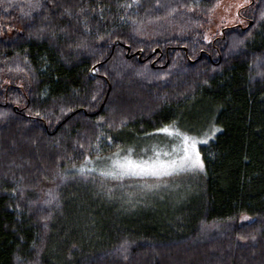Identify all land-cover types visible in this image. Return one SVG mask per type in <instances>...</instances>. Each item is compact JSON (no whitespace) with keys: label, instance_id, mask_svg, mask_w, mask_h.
<instances>
[{"label":"trees","instance_id":"obj_1","mask_svg":"<svg viewBox=\"0 0 264 264\" xmlns=\"http://www.w3.org/2000/svg\"><path fill=\"white\" fill-rule=\"evenodd\" d=\"M217 4L0 0V264H264V0L207 42ZM166 126L202 171L102 175Z\"/></svg>","mask_w":264,"mask_h":264},{"label":"rangeland","instance_id":"obj_2","mask_svg":"<svg viewBox=\"0 0 264 264\" xmlns=\"http://www.w3.org/2000/svg\"><path fill=\"white\" fill-rule=\"evenodd\" d=\"M253 2L254 0H218L217 7L211 17V27L205 36V40L207 42H211L216 37H220L224 28L233 27V26L241 25V24L243 26H246L247 21L244 22V20L242 19L241 11L247 7V9L244 11V14L246 16L249 11L248 5ZM257 71L258 73L262 74L263 70H257ZM117 107L109 110L110 114H113V115L116 114ZM175 129H179V128L175 127ZM179 131L188 135L191 138H195L196 140L200 141V143L197 144L198 150L200 148V145L202 143H205L204 141L207 142L213 136V134H210L207 136L205 135L203 137H194L182 131L181 129H179ZM128 149H132V155L134 158L143 157L144 159L153 157L154 153L156 152L161 153V156H160L161 159L176 158L177 156L183 154L182 140L176 136H169L163 133L149 140L139 141L135 143L131 147L126 148L125 151L119 152V156L123 157L127 155ZM165 153L167 155H164ZM115 158L116 156L114 155L106 165L99 164L96 166L101 165V168H105L104 171H107L111 167L112 160ZM98 169L100 170V168ZM198 171H201V170H189V171L181 172L178 175L164 176L161 178L124 177L118 180L125 181L126 183H130L135 187L140 186V188L141 187L146 188V187H152V185L161 184L163 182H167V181L169 182V180L177 179L181 175H186V173L198 172ZM100 172L101 173L103 172L102 169ZM102 184L104 183L102 182ZM102 184L100 183V186ZM183 184H185L183 182V178L180 177L177 179V181L171 183L169 187L173 189H177L179 185H183Z\"/></svg>","mask_w":264,"mask_h":264},{"label":"snow or ice","instance_id":"obj_3","mask_svg":"<svg viewBox=\"0 0 264 264\" xmlns=\"http://www.w3.org/2000/svg\"><path fill=\"white\" fill-rule=\"evenodd\" d=\"M157 132L169 136H176L181 139L183 154L176 158L161 159V153L156 152L153 157L144 159L143 157L134 158L132 149H128L127 155L123 157H120L119 153H116V158L112 160L111 167L109 170L103 171L102 175L114 179H122L124 177L161 178L164 176L178 175L184 171H202L204 169V162L197 149V144L200 141L180 132L179 129L169 126L158 129ZM204 142L206 143V141ZM164 155L167 154L165 153Z\"/></svg>","mask_w":264,"mask_h":264},{"label":"water","instance_id":"obj_4","mask_svg":"<svg viewBox=\"0 0 264 264\" xmlns=\"http://www.w3.org/2000/svg\"><path fill=\"white\" fill-rule=\"evenodd\" d=\"M119 44H120V42L119 41H116L114 43V46H118ZM126 49H127V57L128 58H131L132 57V55L130 53L131 52V49L128 46H126ZM158 52H160V50H156L155 51V53H158ZM137 55L139 56V59L141 60L142 59V52L141 51L138 52ZM92 74L95 75V69L92 70Z\"/></svg>","mask_w":264,"mask_h":264}]
</instances>
